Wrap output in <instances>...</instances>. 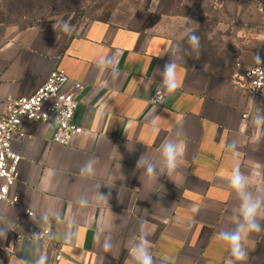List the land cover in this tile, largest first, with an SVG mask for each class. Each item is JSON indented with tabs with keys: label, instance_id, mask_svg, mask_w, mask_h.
I'll return each mask as SVG.
<instances>
[{
	"label": "crops",
	"instance_id": "crops-1",
	"mask_svg": "<svg viewBox=\"0 0 264 264\" xmlns=\"http://www.w3.org/2000/svg\"><path fill=\"white\" fill-rule=\"evenodd\" d=\"M195 4L214 23L202 55L219 59L204 66L189 65L176 39L145 17L75 29L0 23V115L7 96L32 94L53 69H64L66 89L83 85L73 117L82 130L69 144L52 142L54 126L39 122L12 143L21 156L10 188L17 202L0 206V264H140V248L153 264H264V102L247 93L236 65L264 54L259 9L252 0ZM170 63L174 92L164 85ZM168 144L177 149L172 170ZM237 167L262 204V231L241 232L242 262L220 236L244 223L230 184ZM34 226L49 229L59 260L29 237Z\"/></svg>",
	"mask_w": 264,
	"mask_h": 264
},
{
	"label": "rangeland",
	"instance_id": "rangeland-1",
	"mask_svg": "<svg viewBox=\"0 0 264 264\" xmlns=\"http://www.w3.org/2000/svg\"><path fill=\"white\" fill-rule=\"evenodd\" d=\"M195 1L197 0H0V23L22 26L41 22H68V27L75 29L97 18L124 24L131 19L145 17L151 28L164 31L176 39L182 47L183 58L189 65L204 66L219 58L202 55L209 52L211 42L204 38L209 36L208 31L214 28V23L198 13ZM252 1L259 9L257 35L264 36V32H261L264 31V0ZM192 34L200 38L198 50L189 44V36Z\"/></svg>",
	"mask_w": 264,
	"mask_h": 264
},
{
	"label": "built area",
	"instance_id": "built-area-1",
	"mask_svg": "<svg viewBox=\"0 0 264 264\" xmlns=\"http://www.w3.org/2000/svg\"><path fill=\"white\" fill-rule=\"evenodd\" d=\"M259 57V59H257ZM249 66L237 63L238 76L247 93L258 102H264V55L257 56ZM68 77L62 68L49 72L45 81L30 95L6 97L0 115V206L13 205L17 198L10 196V188L18 178V164L21 156L13 150L12 143L23 139L26 134L23 126L27 122L53 125L51 141L67 145L82 128L73 122L78 106L76 95L82 88L80 82H72L66 89ZM160 94H153L151 102L159 104ZM247 114H243L246 117ZM29 216L30 210H25ZM29 237L44 247L55 251V260L62 257L57 245L50 241V231L46 227L34 226Z\"/></svg>",
	"mask_w": 264,
	"mask_h": 264
},
{
	"label": "clouds",
	"instance_id": "clouds-1",
	"mask_svg": "<svg viewBox=\"0 0 264 264\" xmlns=\"http://www.w3.org/2000/svg\"><path fill=\"white\" fill-rule=\"evenodd\" d=\"M68 22H64V28H68ZM55 27V25L53 26ZM189 44L194 49H199L200 38L195 34L189 36ZM259 59V57H257ZM164 85L170 92H174L179 87V82L177 78V65L175 63H170L165 66L164 72ZM164 156L166 158L167 167L172 170L176 167V157L177 149L174 145L168 144L164 148ZM89 173L92 171V162H89L86 166ZM84 171V169H82ZM148 171L151 173L153 169L150 167ZM230 184L233 189L242 198L241 214L244 223L239 225L235 231L223 232L220 234L221 238L228 242L229 251L234 261L242 262L247 258V251L244 248L241 239V232L246 231L247 233L262 231L260 224L257 222V215L262 207L261 202L252 201L251 197L245 192L246 183L245 177L240 173L239 168H235L230 176ZM136 257L140 264H153L152 256L149 255L145 249L140 248L136 252Z\"/></svg>",
	"mask_w": 264,
	"mask_h": 264
}]
</instances>
